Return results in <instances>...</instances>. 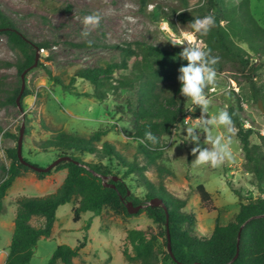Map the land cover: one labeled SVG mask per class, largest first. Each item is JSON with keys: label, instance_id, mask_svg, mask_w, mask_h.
I'll use <instances>...</instances> for the list:
<instances>
[{"label": "rangeland", "instance_id": "obj_1", "mask_svg": "<svg viewBox=\"0 0 264 264\" xmlns=\"http://www.w3.org/2000/svg\"><path fill=\"white\" fill-rule=\"evenodd\" d=\"M218 1L220 8L225 10L241 0ZM199 3L200 0H187L186 6H183L179 0H0L2 13L33 44L37 53V64L26 70L23 86L21 75L15 66L0 65V94H10L17 87L20 92L22 88L19 106L9 105L0 109V164L8 165L5 150L16 145L22 124L24 130L21 152L24 159L36 166L45 167L58 158L61 151L54 148L42 149L39 146V142L50 137V132L40 125L41 120L53 128H61L82 137H88L102 128L106 130V134L101 141L110 143L126 160L136 159L139 164H144L145 159L138 153L136 142L132 138L134 122L131 112L136 107V92L133 87L126 86L115 92L109 91L107 97L99 101L63 90L60 84L49 79L45 68L62 82L68 83L78 68L103 66L108 62L123 60L126 67L115 69L112 76H131L142 67L139 49L142 45L170 42L160 40L158 22L166 18L173 25L187 28L188 25L177 21L176 11L192 10ZM248 9L256 22L264 27V0H248ZM87 14L99 15L100 22L87 37H83L82 18ZM220 23L225 24V21ZM38 43L44 46L38 48ZM240 44L246 48L244 42ZM176 46L184 49L188 45L185 43ZM128 47L134 49L137 55L126 56L124 49ZM252 55L258 61H264L262 52ZM0 60H16V54L8 46L6 36L1 33ZM261 79H264V66ZM231 80L235 82L236 90L233 89ZM74 85L80 93L92 91V85L82 78L76 77ZM208 87L206 85L204 88L210 97L209 112L204 113L205 119L211 118L219 109L229 104L235 106L236 98L232 94L235 92L240 98L242 111L239 114L245 124L264 137V105L260 101L261 108L259 107L258 101L251 96L246 79L240 73L225 67L224 71L217 73L216 91L209 93ZM24 89L28 91L22 96ZM180 89L181 85L164 86L165 94H172L187 109L189 101L181 95ZM201 107L196 105L194 112H187V120L198 118ZM179 125L177 130L163 136L162 155L154 163H149L144 174L150 182L157 185L161 179L156 166L160 164L169 170V174H163L165 187L173 195L186 201L183 210L194 214L195 233L204 237L211 232L216 216L220 224H225L237 212L240 202L259 196L264 198V186L261 185L262 189H258L254 183L255 178L246 171L245 158L233 124L213 129L212 125H208L214 135L230 138L232 141L233 159L225 160L217 167L210 164L193 166L198 152L193 153L192 148L197 142L182 141L185 140V133ZM26 127L28 132H25ZM198 143L202 149L211 148L206 140V133L202 130ZM100 144L99 142L98 145ZM81 157L87 162L97 161L95 156L88 153ZM102 161L108 162L107 158ZM113 167L117 169L115 162H112V169ZM123 168L120 169V174ZM36 172L30 167L24 170L14 179L2 199L0 264L4 263L8 252L16 209L15 198L20 195L49 194L60 185L66 173L64 169L54 170L53 167L49 174L41 177ZM134 178L133 174L128 175L125 178L126 184L132 193L143 198L145 186ZM200 183L212 194L216 210L206 211L201 207L195 192L196 185ZM231 188L240 195L237 196ZM72 205L70 201L58 206L51 234L36 243L33 257L28 264H46L57 245L73 247L84 236L85 245L78 256L72 259L71 264H139L128 261L122 250L126 248L131 253V248L125 243L127 230L153 225L144 212L122 217L105 208L97 216L83 212L79 221L74 222ZM89 219L91 223L85 228ZM31 223L39 226L42 219L33 217Z\"/></svg>", "mask_w": 264, "mask_h": 264}, {"label": "trees", "instance_id": "obj_2", "mask_svg": "<svg viewBox=\"0 0 264 264\" xmlns=\"http://www.w3.org/2000/svg\"><path fill=\"white\" fill-rule=\"evenodd\" d=\"M179 1L186 6L187 0ZM208 14L214 15L216 25L214 27L210 25L208 34L202 37L211 49L206 59L211 56L218 57L214 66L217 73L224 71L225 67L240 73L249 85L251 96L264 105V79H261L264 61L252 60L254 58L252 54L258 52L264 54V27L260 26L249 12L248 0H241L225 10L220 8L218 0H200L192 10L176 11V19L183 25H189L196 18ZM221 21H225V24H221ZM0 33L6 36L8 46L16 54L15 61L0 60V65L15 66L21 75L24 70L32 67L35 48L1 10ZM241 42H244L246 48L240 44ZM36 46L41 48L44 44L38 43ZM139 49L142 67L131 76L123 75L119 78L112 76L115 69L126 67L123 60L108 62L103 66L78 68L68 83L62 82L58 76L52 75L51 71L45 68L49 79L60 84L63 90L73 95L93 97L99 101L105 99L109 91L115 92L120 87H133L136 92V107L131 112L134 122L132 138L145 163L139 164L136 159L128 161L110 143L101 141L102 136L106 134V130L102 128L88 137H82L72 135L61 128H53L41 120L40 125L50 132V137L39 142V146L42 149L54 148L61 151L58 157L67 155L70 160H62L53 167L54 170L66 171L62 182L53 192L43 196L20 195L15 198L13 229L3 264H28L33 257L36 243L51 234L58 206L70 201L73 204L71 212L74 222L79 221L83 212L97 216L105 208L122 217L144 212L151 219L153 225H147L143 229H129L126 232L125 243L131 248V253L124 248L122 254L130 262L264 264L263 197L240 202L237 212L225 224H220L216 216L211 232L208 236L202 237L195 233L194 214L183 210L186 201L173 195L165 187L163 174H169V170L160 164L156 166L161 179L157 185L146 178L144 172L149 163H154L162 155L163 136L177 130L178 124L187 115V109L172 94H165L164 86L181 85L179 76L182 73L179 69L188 62L180 56L183 49L172 45L171 42L145 44ZM124 51L126 56L137 55L130 47ZM76 77L88 81L92 85V91L83 93L77 91L74 85ZM19 89L17 87L10 94H0V109L9 105L19 106L16 102ZM27 91L24 89L22 96ZM232 94L236 98V105L229 104L227 111L236 128V137L245 158L244 167L255 178L256 187L262 189L264 137L252 128L243 126V118L239 114L242 111L240 98L235 92ZM25 132H28V127L25 128ZM146 132L157 136L159 143L154 145L146 140ZM252 138L256 140L253 141ZM84 153L95 156L97 161H84L81 157ZM5 156L9 162L8 165L0 164V213L3 210L2 199L7 189L16 177L29 168L18 159L16 145L7 148ZM105 158L108 160L107 163L102 161ZM112 162H115L117 167V169L113 167L115 171L112 169ZM121 168L124 170L120 174ZM50 171L51 169L36 174L41 177ZM130 174L145 186L143 198L129 190L125 178ZM100 175L104 176L108 183H112L113 187L103 186ZM232 191L237 196L240 195L235 189ZM195 192L201 207L206 211L216 210L212 194L203 184L196 185ZM151 199L158 200L159 204L149 205ZM126 201H131L134 206L141 203L144 207L135 213H129L125 206ZM33 217L41 218L42 224L33 225L31 223ZM90 223L91 220H87L85 228H88ZM85 239L84 236L83 240L73 247L66 244L57 245L46 264H71L72 259L78 256L80 249L85 245ZM168 241L171 253L167 248Z\"/></svg>", "mask_w": 264, "mask_h": 264}, {"label": "clouds", "instance_id": "obj_3", "mask_svg": "<svg viewBox=\"0 0 264 264\" xmlns=\"http://www.w3.org/2000/svg\"><path fill=\"white\" fill-rule=\"evenodd\" d=\"M100 16L97 14H87L82 18L84 30L81 35L87 37L93 28L99 26ZM216 25L214 15L208 14L195 19L187 28H181L179 25H173L169 19L162 18L158 22V31L161 33L160 40L170 41L172 45H183L187 43V47L183 49L180 56L187 60L186 66H181L179 71L182 75L179 76L181 83L180 93L189 101L187 112H194V106L201 107V115L192 120H185L187 115L182 119L183 122L179 127L184 131L185 140L195 143L192 148L193 153H197L194 161V167L200 165L210 164L212 167L220 166L225 160L231 161L233 159L232 141L230 138H224L220 135H214L212 129L218 126H230L232 118L226 110L227 106L219 109L215 115L209 119H205L204 113L209 112L210 97L205 93V86L208 87V92L216 91L217 85V69L214 67L217 64L218 57L211 56L206 59L211 49L205 44L202 37L209 32V26ZM89 43H91L89 41ZM255 62L256 58H252ZM233 80H231L232 83ZM234 82V81H233ZM235 83V82H234ZM236 87V86H235ZM230 88V87H229ZM234 90L236 88L233 87ZM19 104V103H18ZM243 120V126H244ZM212 125V129L208 127ZM250 128L249 126H244ZM200 130L206 133V140L211 144V148H201L198 141L200 140ZM230 130V128H229ZM173 138L175 133H173ZM146 140L152 144H158L159 139L151 132L145 133ZM181 141V142H182ZM26 160V159H25ZM30 163V162H29Z\"/></svg>", "mask_w": 264, "mask_h": 264}, {"label": "water", "instance_id": "obj_4", "mask_svg": "<svg viewBox=\"0 0 264 264\" xmlns=\"http://www.w3.org/2000/svg\"><path fill=\"white\" fill-rule=\"evenodd\" d=\"M37 63V53L35 54V60H34V63L32 66H35ZM31 68V67H29ZM27 70V69H26ZM26 70H24L22 73H21V83H22V86L24 84V75H25V72ZM21 91H22V88L20 90V92L18 93L17 97H16V102L18 104V100H19V96L21 94ZM258 105L259 107L261 108V102L258 101ZM23 130H24V125L22 124L21 127H20V130H19V136L17 138V143H16V152H17V157L18 159L20 160V162L22 164H25L27 166H29L30 168H32L33 170L37 171V172H46L48 170H50L52 167H54L58 162L62 161V160H70V157L65 155V156H60L58 158H56L53 162H51L49 165L45 166V167H39V166H36L34 164H31L29 163L27 160H25L22 156V152H21V143H22V138H23ZM101 179H102V184L103 186H109V187H113V184L112 183H108L106 180H105V177L104 176H101ZM113 179L115 180L116 177H113ZM149 205H158L159 204V201L158 200H155V199H151L148 203ZM125 206L127 208V211L129 213H135L137 212L139 209L143 208L144 207V204H137V205H133L131 203V201H126L125 202ZM167 248H168V251L171 253L170 251V246H169V241H168V244H167ZM228 264V263H227Z\"/></svg>", "mask_w": 264, "mask_h": 264}, {"label": "built area", "instance_id": "obj_5", "mask_svg": "<svg viewBox=\"0 0 264 264\" xmlns=\"http://www.w3.org/2000/svg\"><path fill=\"white\" fill-rule=\"evenodd\" d=\"M232 84H233V87L236 88V87H235V83H234L233 81H232ZM187 119H188V117H186V118L184 119V121L187 120ZM244 126H248V124H245V123H244Z\"/></svg>", "mask_w": 264, "mask_h": 264}]
</instances>
